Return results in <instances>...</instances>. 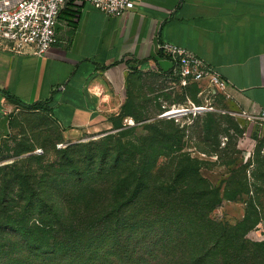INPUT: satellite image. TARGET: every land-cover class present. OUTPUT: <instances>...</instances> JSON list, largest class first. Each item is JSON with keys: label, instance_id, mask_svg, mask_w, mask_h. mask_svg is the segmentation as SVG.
<instances>
[{"label": "trees", "instance_id": "obj_1", "mask_svg": "<svg viewBox=\"0 0 264 264\" xmlns=\"http://www.w3.org/2000/svg\"><path fill=\"white\" fill-rule=\"evenodd\" d=\"M164 74L179 79L172 69ZM192 84L198 95L200 83ZM4 92L30 112L48 110L43 101ZM213 114L221 113H205ZM35 115L37 125L59 129ZM140 121L124 104L98 139L0 165V264H264V240L247 237L260 221V199L245 201L249 208L237 224L211 215L225 200L250 192L245 169H231L214 185L187 150V127L158 118L142 127L146 134L128 139ZM126 125H132L127 132H113Z\"/></svg>", "mask_w": 264, "mask_h": 264}, {"label": "crops", "instance_id": "obj_2", "mask_svg": "<svg viewBox=\"0 0 264 264\" xmlns=\"http://www.w3.org/2000/svg\"><path fill=\"white\" fill-rule=\"evenodd\" d=\"M134 1L133 10L109 16L87 0H67L44 54L0 41V142L12 134L17 114L30 112L4 91L26 103L43 101L46 112H31L54 122L68 142L109 132L131 67L172 69L161 43L184 47L219 72L243 112H264V0Z\"/></svg>", "mask_w": 264, "mask_h": 264}, {"label": "rangeland", "instance_id": "obj_3", "mask_svg": "<svg viewBox=\"0 0 264 264\" xmlns=\"http://www.w3.org/2000/svg\"><path fill=\"white\" fill-rule=\"evenodd\" d=\"M165 68H169L165 66ZM187 91L183 94V89ZM195 85H182V82L170 75L158 71L132 72L127 77L126 99L127 109L137 115L141 121L134 135L146 134L143 126L153 123L155 119L164 118L160 114L174 105L195 101L198 98ZM197 95V96H196ZM213 100L216 111L221 114L196 116H183L175 119L181 127L189 130L188 151L203 165L202 173L214 185H221L230 177L233 168L243 167L247 173L250 192L243 194V200H225L213 212L216 220L237 224L245 218L249 205L245 202L251 197L260 199V221L249 231L247 237L254 241L264 240V120L256 115L245 114L234 103L231 97L222 94ZM222 100V101H221ZM38 115L29 112H19L15 118L12 136L4 143V151L0 156V165L12 164L15 160L33 155L34 157L52 156L54 151L62 150L57 144L60 142L70 144L61 130L56 126H49L48 122L40 126ZM135 121L134 117H132ZM129 119V118H128ZM167 119V118H166ZM126 121H131L126 120ZM125 125V121H118ZM212 127L208 128L207 123ZM135 123V122H134ZM132 123V125L134 124ZM116 129L126 131L129 126ZM45 127V128H44ZM94 136L81 139L73 143H85L88 140L98 139ZM30 146L34 150L17 155L21 149ZM40 149V152H37Z\"/></svg>", "mask_w": 264, "mask_h": 264}, {"label": "built area", "instance_id": "obj_4", "mask_svg": "<svg viewBox=\"0 0 264 264\" xmlns=\"http://www.w3.org/2000/svg\"><path fill=\"white\" fill-rule=\"evenodd\" d=\"M66 1L0 0V41L10 42L17 52L32 47L37 54L46 53L56 41L59 17ZM87 1L109 16L124 15L136 6L134 0ZM159 50L173 60V76L178 77L182 85L197 82L202 87L198 94L201 102L188 99L185 104L164 110L161 117L177 119L213 112L216 110L213 100L218 94L231 97L228 92L229 82L199 56L172 43H161ZM255 117L264 120V112ZM57 146L62 148L67 143L60 142ZM40 151L37 149V152Z\"/></svg>", "mask_w": 264, "mask_h": 264}]
</instances>
